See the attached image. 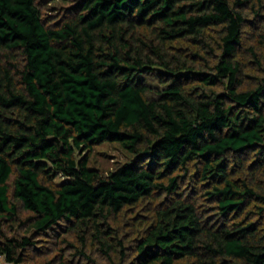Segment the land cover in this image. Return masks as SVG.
<instances>
[{"label":"trees","instance_id":"16d2710c","mask_svg":"<svg viewBox=\"0 0 264 264\" xmlns=\"http://www.w3.org/2000/svg\"><path fill=\"white\" fill-rule=\"evenodd\" d=\"M70 9L49 25L36 0H0L5 263L52 235L86 263L42 264H95L88 246L111 264H264V0ZM250 16L261 55L245 52L258 75L238 57ZM105 143L128 160L102 174L89 153ZM145 201L155 206L143 229L135 223L130 257L112 220ZM5 224L25 233L6 235Z\"/></svg>","mask_w":264,"mask_h":264},{"label":"rangeland","instance_id":"374dc122","mask_svg":"<svg viewBox=\"0 0 264 264\" xmlns=\"http://www.w3.org/2000/svg\"><path fill=\"white\" fill-rule=\"evenodd\" d=\"M36 3L42 13L44 21L49 25H52L70 17V5L73 3V0H36ZM247 25L243 29L242 45L238 57L243 65V74L258 75L260 72L256 70V64L253 62L254 59L248 52L245 51L246 49L254 46V51L258 54L261 52L255 43V31H257L259 24L258 22H255V20H252L250 16ZM148 80L152 81L150 79ZM244 81L246 83H251V79L247 77L244 78ZM89 157V166L96 168L102 174H106L117 165H120L128 160L124 151L114 143H105L96 146L89 153ZM55 181L56 183H60L63 181V178L57 177ZM9 185L10 187L12 186V179L10 180ZM154 206L155 202L145 201L136 207L125 209L120 215L112 220L114 225H118L120 236L124 235V244L126 247L125 253H128L130 257H132L135 253L134 245L141 234L137 232L135 223H137V221H141L142 226H140V228L143 229L145 224H147L150 220L151 209H153ZM18 211L21 220L28 215L27 212L19 208ZM10 229H17L18 233L23 234L25 233L26 227L19 228L18 226L12 227L10 224H5L3 232L6 235H10L12 234ZM61 237L74 244L75 239L73 235L61 234ZM35 244L34 248L25 254L22 264H42L49 260L57 261L60 257H62L65 261L86 263V261L83 260L86 257L72 256L76 255V249L69 248L65 244H60L59 239L52 235L36 238ZM86 255H88V257L93 260L95 264H111L110 259L104 256L96 246H88L86 249ZM4 262L2 264H6Z\"/></svg>","mask_w":264,"mask_h":264},{"label":"built area","instance_id":"2783aa9c","mask_svg":"<svg viewBox=\"0 0 264 264\" xmlns=\"http://www.w3.org/2000/svg\"><path fill=\"white\" fill-rule=\"evenodd\" d=\"M4 262V258L3 256H0V264H2ZM5 263V262H4Z\"/></svg>","mask_w":264,"mask_h":264}]
</instances>
